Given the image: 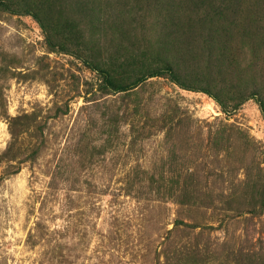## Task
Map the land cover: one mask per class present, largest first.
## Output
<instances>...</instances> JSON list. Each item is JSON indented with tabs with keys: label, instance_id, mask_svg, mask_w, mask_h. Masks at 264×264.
<instances>
[{
	"label": "rangeland",
	"instance_id": "obj_1",
	"mask_svg": "<svg viewBox=\"0 0 264 264\" xmlns=\"http://www.w3.org/2000/svg\"><path fill=\"white\" fill-rule=\"evenodd\" d=\"M153 3L0 0V264H264V0Z\"/></svg>",
	"mask_w": 264,
	"mask_h": 264
},
{
	"label": "trees",
	"instance_id": "obj_2",
	"mask_svg": "<svg viewBox=\"0 0 264 264\" xmlns=\"http://www.w3.org/2000/svg\"><path fill=\"white\" fill-rule=\"evenodd\" d=\"M154 1L155 0H152V5L153 6H154V3H153ZM203 4H206L207 5L206 8H210V4L209 3L205 2ZM170 6L171 5H169V4H165V5H162L161 7H165V8H167L169 10L168 7H170ZM205 11L207 13H204L203 14V16H205L203 18H207V19L202 20V21H204L203 23L207 22L208 20L210 22L211 21H214V19H211L210 20V12L207 11V9ZM220 15H224V12H220ZM191 18L192 17H190L188 19L190 23L192 22ZM170 20H171L172 23H173V21L180 22L181 29H183V28L186 27V25H185L186 24V21H184V20L182 21L180 18H174V17L171 16L170 17ZM188 20H187V22H188ZM196 27H197V25L194 23L193 26H192L191 32H193ZM171 33H173V31ZM203 37L204 38L202 40L204 41V43H207L208 45L211 44L210 46L213 47L212 43H214L216 41L217 37L216 36L213 37L212 34H211V32H210V37H209V34H206ZM186 42H188V41H186ZM176 44H185V42H182V41H180V39L176 38V40L173 41V42L163 43V46H162L163 49L161 50V52H163L164 54H166L167 57H168V55H171L173 57V59L172 60H169L167 57L166 58H161L158 68H154L155 67L154 65H150V66L153 67V69H157V71H159V72H154L153 70H151L150 72L146 73L145 76H147V75H157L156 73H161V74L167 76L168 78H170L173 82L179 84L180 86H182L184 88H188V89H198V90L204 89L205 91H208V90H206V88H204V87L196 84L198 82L196 81V79L194 78V76H191L190 74H188V73L185 72L184 66H185V62L188 61V57L185 56L184 58H182V57H179L178 58L177 56H173L171 54L170 48H169L168 45H176ZM221 51H222V49H221ZM221 51H220V53H221ZM175 57H176V59H175ZM195 62L196 61L191 58V63L193 64V66L195 65ZM182 65H183V67H182ZM149 69H152V68H149ZM145 76H143L141 78H144ZM110 83H111V81H110ZM214 97H215V99L217 101H219L215 95H214ZM237 105L238 104H236V106Z\"/></svg>",
	"mask_w": 264,
	"mask_h": 264
}]
</instances>
